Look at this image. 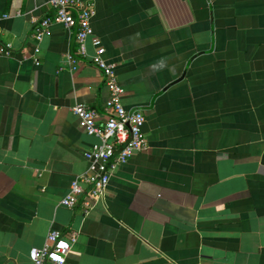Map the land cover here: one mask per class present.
Instances as JSON below:
<instances>
[{
  "label": "crops",
  "instance_id": "0c3cea01",
  "mask_svg": "<svg viewBox=\"0 0 264 264\" xmlns=\"http://www.w3.org/2000/svg\"><path fill=\"white\" fill-rule=\"evenodd\" d=\"M50 1L0 0V264H34L53 231L77 234L67 264H264V0H95L149 149L90 210L62 204L98 141L73 107L102 111L108 88L88 58L73 69L62 24L36 54Z\"/></svg>",
  "mask_w": 264,
  "mask_h": 264
},
{
  "label": "built area",
  "instance_id": "2783aa9c",
  "mask_svg": "<svg viewBox=\"0 0 264 264\" xmlns=\"http://www.w3.org/2000/svg\"><path fill=\"white\" fill-rule=\"evenodd\" d=\"M94 2L95 0H51V15L35 20L31 32V38L37 42L36 54H39V44L52 25L62 24L69 32H75L78 48L69 56L73 69L79 64L76 57L88 58L102 71L108 88V97L102 111L87 105L73 107L80 128L98 141L85 154L89 164L88 171L73 179L69 193L62 200V204L70 209L75 208L83 196L88 199L84 203L86 209H92L104 199L115 172L136 153L149 149L148 140L142 132L146 122L145 114L141 110L128 111L124 106V89L118 80L116 65L105 58L106 49L94 35ZM90 38L95 47L93 55H89L87 49ZM12 51L11 44L0 45V56H10ZM36 60L39 64L38 59ZM76 241L77 234L74 232L53 231L42 248L30 251V259L34 264H67Z\"/></svg>",
  "mask_w": 264,
  "mask_h": 264
}]
</instances>
